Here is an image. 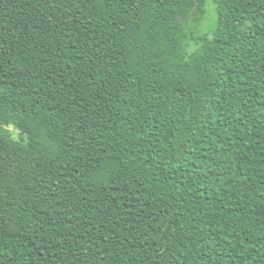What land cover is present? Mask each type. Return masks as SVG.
I'll return each mask as SVG.
<instances>
[{"label":"trees","instance_id":"16d2710c","mask_svg":"<svg viewBox=\"0 0 264 264\" xmlns=\"http://www.w3.org/2000/svg\"><path fill=\"white\" fill-rule=\"evenodd\" d=\"M0 0V264H264V0Z\"/></svg>","mask_w":264,"mask_h":264},{"label":"rangeland","instance_id":"374dc122","mask_svg":"<svg viewBox=\"0 0 264 264\" xmlns=\"http://www.w3.org/2000/svg\"><path fill=\"white\" fill-rule=\"evenodd\" d=\"M209 9H213V4L211 3V0L209 1ZM0 135H6L12 137L15 141H17L20 144H24L25 141L28 140L27 134L20 131L18 128L14 127L13 125H1L0 124Z\"/></svg>","mask_w":264,"mask_h":264}]
</instances>
